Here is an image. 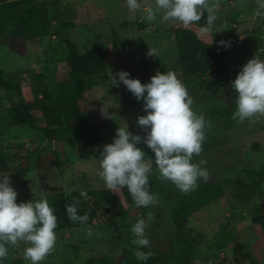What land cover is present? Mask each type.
<instances>
[{"label":"rangeland","instance_id":"374dc122","mask_svg":"<svg viewBox=\"0 0 264 264\" xmlns=\"http://www.w3.org/2000/svg\"><path fill=\"white\" fill-rule=\"evenodd\" d=\"M140 2L142 8L134 14L129 11L126 0H47L32 4L49 8L53 34L38 45L30 58L20 57L0 47V68L6 73L29 72L22 84L23 99L26 101L33 99L37 84L33 72L36 68L42 69L50 91L57 96L58 87L54 79L57 57L68 55L64 36H69L81 53L104 47L108 52V74L125 71L130 74L129 78L147 84L157 71L175 72L194 100L193 109L203 116L210 109L226 108L235 102L238 93L232 88L223 89L217 74L209 73L212 88L206 85L208 80L202 76L191 80L181 78L171 32L173 24L163 22L159 14L154 21H148L145 7L147 4L154 5V0ZM219 3L217 15H226L222 26L224 41L230 42V47H215V52L219 55L224 53L228 59L232 57L230 69L236 78L243 62L260 57L261 50L264 53V16L257 15L258 11L264 10L258 9L257 0H219ZM71 23L74 28L67 30L65 26ZM243 25L250 29L252 39H244L246 43L238 45L239 36L235 30H243ZM115 42L118 45L116 57L112 52ZM150 48L156 50L157 57L147 55ZM238 48L237 55L230 57V53ZM214 93H218L217 98ZM86 98L90 111L87 127L70 145L43 139L40 133L25 126H9L8 109L11 103L0 89V152L23 154L29 150L36 156L40 151L45 159L59 152L68 159L63 167L37 170L31 162L25 176L21 171L10 174L12 186L18 192L17 202L46 198L52 207L50 198L54 194L107 190L97 173L100 171L99 157L103 147L116 138L112 132L128 125V130L134 135H147V131L137 123L140 116L147 115L145 101H138L125 85L114 87L110 82L89 90ZM103 104L109 108L111 118L102 116ZM36 115L43 121L39 112ZM210 122L212 134L208 142L212 147L197 158V163L201 159L207 162L211 178L207 183L202 180L198 183L209 185L223 180L225 197L218 216L204 212L186 227L185 238L192 241L195 247L189 264H264V236H260L252 225V218L264 213V117L257 122H237L233 119L230 122L215 116ZM255 144L259 145L258 149H255ZM137 147L145 152V160L150 162V148L143 142ZM15 160L13 158V162ZM54 171L59 174L52 175ZM155 193L158 204L155 210L153 206L148 207L145 214V207L125 203L122 189L111 192L122 202L121 206H113L114 211L106 208L103 211H107V215L103 211L100 213L99 222L89 226L93 230L91 237L86 233L88 227L55 231V250L42 264H83L102 256L124 257L134 239L130 231L132 225L137 219H146L149 213L154 220L147 229V238L151 241V247L147 249L165 254L169 264H186L180 260L182 246L176 239L175 228L171 226L170 211L161 200L168 198L170 192L157 188ZM27 246L23 242L16 247L7 246L8 256L0 264H13L19 258L24 259ZM25 262L30 264L27 260Z\"/></svg>","mask_w":264,"mask_h":264},{"label":"trees","instance_id":"16d2710c","mask_svg":"<svg viewBox=\"0 0 264 264\" xmlns=\"http://www.w3.org/2000/svg\"><path fill=\"white\" fill-rule=\"evenodd\" d=\"M35 1L0 0V47H5L11 53L23 58H30L37 51L38 45L53 34L49 8L44 5L33 6ZM206 16L207 13L200 22L187 28L180 23H175L171 32L175 40L178 55L177 65L181 78L191 80L195 77L207 76L208 82L205 83L212 88V84L209 83V73L217 74L216 78L222 79L231 69L230 63L225 61L224 53L219 55L218 52H215V47L222 46L220 41H224L222 21L226 15H218V19L215 21V29L211 33H202L200 28L206 25ZM65 27L70 30L74 28V25L71 23ZM64 43L68 55L57 57V70L54 74L58 87L57 96H54L50 91L41 68H36L33 72V78L37 84L31 101L23 99L22 84L29 73L26 70L6 73L0 68V89L6 93L11 103L8 109L9 126H25L40 133L43 139L73 145L74 141L79 138L78 135L85 131L87 119L90 117L86 92L110 83L112 74H108L106 71L108 52L104 47H95L86 53H81L69 36H64ZM117 48L118 45L115 42L112 49L115 57ZM219 51L221 52V50ZM259 53L264 60L263 51L261 50ZM225 72L227 73L225 74ZM119 85L124 84L119 82ZM217 94L214 93L213 96L217 98ZM235 110V102H233L226 108L206 111L204 117L206 121H210L213 117L219 116L231 122ZM38 112L43 121H40L36 115ZM211 134L212 127L207 128V139L203 144L201 155L211 150L212 146L208 142ZM112 135L117 136V132H112ZM254 147L258 149L259 145L255 144ZM150 157L152 163V171L149 175L150 192L156 194L157 188H164L170 192L168 198L161 200L170 211L171 226L175 228L176 239L182 246L180 260L182 259L184 263L189 264L194 255L195 247L192 241L190 242L185 238L186 227L196 216L204 212H210L214 216L220 214V206H222L225 197V182L217 180L209 185L198 183L199 186L196 190L184 194L171 181L159 178L154 163L155 154L151 149ZM13 158L16 159L15 162H13ZM197 158H193L194 163H197ZM31 162L35 169L41 170L63 167L68 163V159L61 156L59 152H54L48 159L41 156L40 151L36 156L29 150L24 151L23 154L0 152V174L10 175L21 171L22 176H25L29 171ZM57 173L54 171L52 175H57ZM80 192L68 191L54 194L50 198L54 214L57 217L58 226L55 231H69L92 226L99 222L100 213L103 210L111 208L114 211L115 209L113 210L112 207L121 206L122 203L109 190L86 191L87 199L81 197ZM122 195L126 204H135L126 187L122 189ZM75 199L80 200L79 205H77L78 215L85 213L89 215V220L84 224L73 223L68 217L66 208L73 204ZM38 200L40 199L32 201ZM29 201L31 200L24 199L17 203ZM155 207L153 206L154 210ZM147 210L148 207L144 209L145 214ZM103 212L104 215H107V211ZM252 225L260 236H264V213L253 217ZM130 246L129 253L124 257L102 256L89 259L83 264H169L165 254L156 252H152L154 255L147 261L137 260L133 254L136 247ZM142 251L151 252L147 248L142 249ZM13 264H26V262L23 258H19Z\"/></svg>","mask_w":264,"mask_h":264},{"label":"clouds","instance_id":"9594fccd","mask_svg":"<svg viewBox=\"0 0 264 264\" xmlns=\"http://www.w3.org/2000/svg\"><path fill=\"white\" fill-rule=\"evenodd\" d=\"M126 5L133 14L142 8L140 0H126ZM257 5L264 10V0H257ZM219 7V0H154V5H146L145 14L148 21H154L159 14L163 22L180 23L187 28L200 22L207 13L206 25L200 31L211 33ZM257 15L264 16V11H258ZM220 44L230 47V42L220 41ZM147 55L157 57L156 50L150 48ZM129 76L125 71L112 74L111 86L119 87L122 82L138 101H145L147 115L140 116L137 123L147 135H134L128 125L119 127L114 141L103 147L97 174L109 192L116 193L126 187L136 206L147 208L158 204V196L149 189L152 163L145 160V152L137 145L143 142L154 152L161 180L171 181L181 193L189 194L197 189L198 181L207 183L211 178L205 160L193 162V158L200 157L203 152L206 129L211 123L193 109L194 100L175 72L157 71L147 84ZM231 87L238 93L233 120L257 122L264 117V60L258 56L250 59L231 82ZM101 113L111 118L104 104ZM80 196L88 198L83 190ZM17 197L10 175L0 174V261L8 256L7 246L16 247L23 242L28 245L24 249V259L30 264H42L56 247L57 217L46 198L17 203ZM79 203L80 200L75 199L66 211L73 223L84 224L89 215H78ZM153 220L149 213L130 229L137 260L147 261L154 255L140 250L151 247L147 229ZM86 233L91 237L92 228L88 227Z\"/></svg>","mask_w":264,"mask_h":264},{"label":"crops","instance_id":"0c3cea01","mask_svg":"<svg viewBox=\"0 0 264 264\" xmlns=\"http://www.w3.org/2000/svg\"><path fill=\"white\" fill-rule=\"evenodd\" d=\"M44 1H47V0H36L35 2H34V4H36V3H44ZM238 27V26H237ZM247 27V25H243V30L242 29H238L237 31H235V34L236 35H239L240 37H243L244 39H252V36H251V32H250V29L249 28H246ZM246 41V40H245ZM244 43H246V42H244ZM221 48L222 49H225V47L224 46H221ZM225 51V50H224ZM239 51V48L238 49H235V51H232L231 53H230V57H231V55H234V54H236L237 52ZM237 55V54H236ZM132 57V56H131ZM224 57H225V61H227L228 63H230L231 64V60H232V57H231V59H228L227 58V56L226 55H224ZM216 73V72H215Z\"/></svg>","mask_w":264,"mask_h":264},{"label":"built area","instance_id":"2783aa9c","mask_svg":"<svg viewBox=\"0 0 264 264\" xmlns=\"http://www.w3.org/2000/svg\"><path fill=\"white\" fill-rule=\"evenodd\" d=\"M234 28H236V25L234 24ZM242 39V40H241ZM245 42L243 37L238 38V45H243V43ZM261 58V57H260ZM262 59V58H261ZM250 60V58L244 63L243 62V66ZM232 71V70H231ZM229 72L225 77H223L222 79H220V85L223 89H229L232 88L231 87V82L235 79V74L234 72ZM203 79L207 80L208 77L205 76L203 77Z\"/></svg>","mask_w":264,"mask_h":264},{"label":"water","instance_id":"95a60500","mask_svg":"<svg viewBox=\"0 0 264 264\" xmlns=\"http://www.w3.org/2000/svg\"><path fill=\"white\" fill-rule=\"evenodd\" d=\"M108 211H109V209H108Z\"/></svg>","mask_w":264,"mask_h":264}]
</instances>
